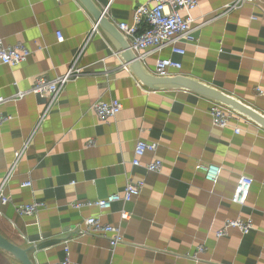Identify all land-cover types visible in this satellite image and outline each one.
<instances>
[{
  "label": "crops",
  "instance_id": "1",
  "mask_svg": "<svg viewBox=\"0 0 264 264\" xmlns=\"http://www.w3.org/2000/svg\"><path fill=\"white\" fill-rule=\"evenodd\" d=\"M93 1L114 25H130L143 2ZM233 1L200 0L181 45L185 55L171 56L181 63L172 76L215 88L264 116V2L226 10ZM94 24L77 0H0V39L32 51L16 68L0 66V112L11 118L0 126V177L26 145L6 192L15 204L44 205L36 217L0 206V234L31 248L32 264L60 263L64 247L71 264H264V131L244 123L237 125L238 135L212 128L210 101L181 90L149 91L110 40L92 31ZM56 34L63 42H56ZM159 57H170L169 50L150 52L142 67L152 74ZM75 58L79 74L54 101L30 92L35 78L63 76ZM115 99L122 105L116 118L97 122L91 105ZM139 139L158 147L133 168ZM152 159L162 162L159 173L145 171ZM207 165L220 168L215 183L200 170ZM240 176L253 180L241 208L230 201ZM138 179L145 183L140 196L125 206L113 204L102 216L103 223L120 225L118 246L80 233L83 220L98 213L76 211L73 202L103 199ZM28 180L31 189L20 188ZM122 208L131 214L127 222H120ZM239 214L255 230L215 239L223 222ZM198 246L206 251L194 258Z\"/></svg>",
  "mask_w": 264,
  "mask_h": 264
},
{
  "label": "built area",
  "instance_id": "2",
  "mask_svg": "<svg viewBox=\"0 0 264 264\" xmlns=\"http://www.w3.org/2000/svg\"><path fill=\"white\" fill-rule=\"evenodd\" d=\"M59 2L60 0H54ZM264 0H234L231 4L225 6L226 10H238L244 4L258 5ZM200 0H143L138 4L132 14L131 24L119 23L115 27L127 40L129 49L138 56L139 61L143 64L145 56L150 52L160 53L164 49H168L170 57L157 58L152 75L156 77L172 76V72L181 70V63L173 60L171 56L183 57L185 55L184 44L191 31L194 19L190 16L199 8ZM93 32L98 31V27L94 24ZM56 42H63L60 34H56ZM41 50V48H38ZM32 54V51L23 44H15L13 46L6 45L0 39V66L16 68L24 64ZM76 63V58L70 64L69 69L63 76H57L54 79H47L43 76L35 78L31 93L36 94L39 98L54 101L62 92L65 84L74 76L79 74V70L73 69L72 64ZM260 95V92H258ZM21 94H19V97ZM4 98H0V106L4 103ZM122 109L119 100L103 101L99 100L91 105L90 111L101 124H107L113 121ZM211 127L219 130L232 129L234 134H240L238 124H252L241 116L237 115L230 109L217 104L210 103L207 111ZM11 118L4 116L0 112V126L8 122ZM93 142H87L86 146H92ZM157 143L137 140L133 150V160L131 165L133 168L141 166L140 160L147 154L154 155L157 150ZM26 148L23 146L21 151L13 154V162L4 176L0 177V206L13 205L15 212L20 217H36L39 210L44 207L42 203L31 202L28 204H15L12 198L7 194V185L12 178L18 162ZM162 162L158 159H152L144 166L147 173H159L162 169ZM200 170L204 173L207 182L215 183L220 174V168L207 165L200 166ZM253 180L246 176H240L236 182L232 192L230 201L236 206L244 207L247 201ZM143 179L136 181L128 180L121 192L113 193L103 199L90 200L85 202H73L71 207L80 211L82 209H96L97 215L89 216L83 220V228L81 234H89L103 237L108 240L111 248H115L122 241V233L120 225H111L102 222L104 213L109 212L113 204L120 203L123 206L129 204L138 198L144 189ZM31 182L25 181L20 188L31 189ZM120 222H127L131 218V214L124 208L120 210ZM251 219H243L240 214L235 218L226 219L221 228L214 232L215 239H221L228 236L229 232L236 231L241 236H246L254 231ZM206 251L204 246L196 248L197 254H203ZM65 257L58 264H71L69 259V251L64 247Z\"/></svg>",
  "mask_w": 264,
  "mask_h": 264
},
{
  "label": "water",
  "instance_id": "3",
  "mask_svg": "<svg viewBox=\"0 0 264 264\" xmlns=\"http://www.w3.org/2000/svg\"><path fill=\"white\" fill-rule=\"evenodd\" d=\"M77 2L89 14L100 32L103 33L117 48L123 64L143 87L153 92L166 90H181L189 92L200 98L230 109L264 131V116L239 100L215 88L182 75L156 77L148 73L142 67V63L139 61L138 56L129 49L127 40L117 30L115 25L105 16L104 10L100 9L93 0H77ZM31 250V248L22 249L10 243L0 234V251L9 255L19 264H32L29 258Z\"/></svg>",
  "mask_w": 264,
  "mask_h": 264
},
{
  "label": "rangeland",
  "instance_id": "4",
  "mask_svg": "<svg viewBox=\"0 0 264 264\" xmlns=\"http://www.w3.org/2000/svg\"><path fill=\"white\" fill-rule=\"evenodd\" d=\"M0 264H19L9 255H6L0 251Z\"/></svg>",
  "mask_w": 264,
  "mask_h": 264
}]
</instances>
